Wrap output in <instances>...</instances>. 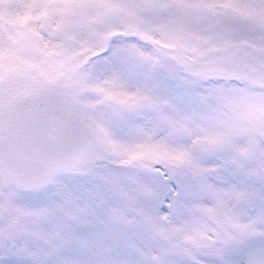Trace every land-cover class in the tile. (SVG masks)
<instances>
[{
  "label": "snow or ice",
  "instance_id": "6c2138e0",
  "mask_svg": "<svg viewBox=\"0 0 264 264\" xmlns=\"http://www.w3.org/2000/svg\"><path fill=\"white\" fill-rule=\"evenodd\" d=\"M0 264H264V0H0Z\"/></svg>",
  "mask_w": 264,
  "mask_h": 264
}]
</instances>
